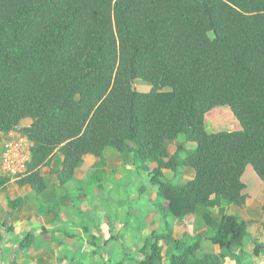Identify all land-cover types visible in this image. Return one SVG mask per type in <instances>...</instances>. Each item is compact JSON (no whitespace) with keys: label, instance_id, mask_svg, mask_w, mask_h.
Instances as JSON below:
<instances>
[{"label":"trees","instance_id":"trees-1","mask_svg":"<svg viewBox=\"0 0 264 264\" xmlns=\"http://www.w3.org/2000/svg\"><path fill=\"white\" fill-rule=\"evenodd\" d=\"M220 106L240 129L206 131V113ZM26 117L30 157L16 180L36 192L54 150L59 183L106 147L157 163L149 175L160 227L142 258L115 264H241L248 222L222 203H244L248 164L264 178V0H0V133ZM183 167L193 177L180 183ZM9 180L0 175V189ZM260 253L264 243L252 248Z\"/></svg>","mask_w":264,"mask_h":264},{"label":"crops","instance_id":"crops-1","mask_svg":"<svg viewBox=\"0 0 264 264\" xmlns=\"http://www.w3.org/2000/svg\"><path fill=\"white\" fill-rule=\"evenodd\" d=\"M226 108L229 109L227 106L223 109ZM228 117L231 121L230 116ZM216 119L218 118L215 117ZM204 121L206 131L214 133L210 130L216 128V124L213 127L208 126L206 115ZM31 124V118H23L14 132H21V129ZM237 129H240V125L235 127V130ZM6 136L7 133H0V160ZM176 141L179 142V140ZM194 147L193 142L186 144L188 149ZM168 152L172 154L174 149L171 150L168 146ZM62 161L63 156L59 151L54 150L47 163L39 167V174L44 180V188L40 192H36L30 184H19L14 179L9 180L0 189V264H89L90 258L98 264L108 262L109 258V263L115 264L116 255L105 257L102 255L103 248H107L108 241L112 240L110 232L115 234V242L119 244L114 248L122 251L124 243H128L125 248L140 249L142 246L140 243H143L144 238L151 231L159 229L160 216L154 204L156 186L151 182L149 175L157 163L144 164L135 153L119 152L112 147H106L101 159L89 153L83 155L82 163L74 169L72 177L59 183L57 172L62 169ZM163 173L167 179L174 180L172 171L163 169ZM0 175H2L1 171ZM141 177H146L148 190L143 188L136 193L133 189L136 186L134 181H140ZM192 177V169L183 167L176 180L185 183ZM113 179L118 185L117 189L128 199L143 198L144 201L146 199L152 201L151 204L147 203V206L142 204L140 210H144L142 219L144 226L135 232L125 231V235L122 233L130 226L131 221L119 217L110 224L106 220V207L114 203L116 197L112 191ZM129 179H131L130 182ZM93 180L97 182V186L93 187V196H91L90 189L88 190L86 185ZM241 180L244 184L242 193L246 198L241 206L235 207L242 210L241 220L248 222V237L250 235L253 237V241H249L254 245L259 242L264 243V229L263 232L260 231L261 236H257L259 228L257 224L264 219L262 210L264 178H259L252 166L248 164ZM117 197L121 199L122 196ZM54 203L58 204L54 210H41V206ZM101 203L105 204V208ZM195 217L190 215V222L194 219L199 222V219ZM97 232L102 235V238L95 236ZM177 233L178 225L175 223V237H178ZM28 234H31L33 239L21 246ZM204 244L208 243L204 242ZM214 251H218L217 246H214Z\"/></svg>","mask_w":264,"mask_h":264},{"label":"rangeland","instance_id":"rangeland-1","mask_svg":"<svg viewBox=\"0 0 264 264\" xmlns=\"http://www.w3.org/2000/svg\"><path fill=\"white\" fill-rule=\"evenodd\" d=\"M210 37H212V34L210 33ZM135 87H138V89L144 90L147 87V84H145L144 82H137L136 84H133ZM222 109H221V108ZM218 108H213L210 111H208L206 113V121L208 123V126L212 127L216 124V128L214 127L213 130H210L211 132H219V131H228V130H235V127L239 126V123L237 122V120L235 119V117L233 116L232 112L229 109H223L226 106H220ZM234 120L232 122V120L230 121L229 117ZM215 117H217L218 119L215 120ZM234 118V119H233ZM237 123H236V122ZM178 141H176L175 143H177ZM175 143L174 144H170L169 148L174 149L175 147ZM186 152L183 153V155H185ZM129 174V173H126ZM96 178V177H95ZM114 181V179H113ZM129 182L131 181V179L128 180ZM146 179V177H141L140 181L135 180L134 182L136 183V186L133 187L134 190H136V193H138L141 189L143 188H147L148 190V181ZM96 181H91L90 183H87L86 187L88 188L90 195L93 196V187H96L97 184ZM114 184V189L112 190L115 194V201L114 203H111V205H107L106 209H107V218L106 220L111 224L114 222V219L121 217L123 220H128L131 221V224L129 227H127L124 232H122L125 235V231H137L139 229H141L144 225L142 224V219L144 216V210H140L142 208V204L147 206V203L151 204L152 201L146 199L144 201L143 198H139L138 199H128L127 197L124 196V194L122 192H120L117 189V186L115 184V181L113 182ZM98 189H100V187H98ZM120 195L122 196L121 199H119L117 196ZM108 204V203H107ZM101 205L105 208V204L101 203ZM117 206H119L117 208ZM222 207L225 210L226 213L228 214H235L239 219H242V210L236 208L233 204H224L222 203ZM117 210V211H115ZM137 211V212H135ZM122 212V213H121ZM214 216L217 218L219 217V214L217 212L213 213ZM196 218V217H195ZM247 219V218H246ZM93 221V220H92ZM258 222V221H257ZM176 224L178 225V233L176 234V236L179 237L180 233H181V228L178 222H176ZM137 226V227H136ZM252 226V224H251ZM258 231H257V236H261L260 231L263 232L264 229V219H262V221L260 223L257 224ZM190 227L194 230V231H199L198 229L201 228V224H199V222L195 221V219L190 222ZM113 230V229H111ZM99 236L102 238V235L97 232L95 234V236ZM110 235L112 236V240L108 241L107 243V248H103L102 251V255L105 256H115L116 255V262L118 261H123L124 263L128 262V258L129 256L135 258V259H140L144 256L143 253L139 252V249H134V248H125V246L128 243H124V246L122 248V251H120L119 248L115 249L114 247L116 245L119 246V244H117L115 242L116 238H115V234L113 232H110ZM107 238H110V236H107ZM106 238V239H107ZM252 235H250L249 237L246 238V242H245V246H244V252L242 253V259H241V264H264V253H260L258 256H255L252 254V248L254 246V244L249 241L252 240ZM253 241V240H252ZM140 242V241H139ZM138 242V243H139ZM262 243V242H259ZM142 243H140L141 246ZM256 244V243H255ZM203 246H206V244L203 243ZM105 253V254H104ZM107 253V254H106ZM129 255L128 257L126 255ZM105 259V258H104ZM112 259V258H111ZM108 262H106V264H110V259L108 258ZM89 264H98L93 258L91 260V258L88 260ZM115 262V263H116ZM166 262V259L165 261ZM223 264H235V262L233 260H228L225 259Z\"/></svg>","mask_w":264,"mask_h":264},{"label":"built area","instance_id":"built-area-1","mask_svg":"<svg viewBox=\"0 0 264 264\" xmlns=\"http://www.w3.org/2000/svg\"><path fill=\"white\" fill-rule=\"evenodd\" d=\"M30 146V140L21 132L9 131L7 133L0 160L2 175H8L16 180L25 174L26 164L30 157Z\"/></svg>","mask_w":264,"mask_h":264},{"label":"water","instance_id":"water-1","mask_svg":"<svg viewBox=\"0 0 264 264\" xmlns=\"http://www.w3.org/2000/svg\"><path fill=\"white\" fill-rule=\"evenodd\" d=\"M133 83H134V81H131V84H132V89H134V88H135V86L133 85Z\"/></svg>","mask_w":264,"mask_h":264}]
</instances>
